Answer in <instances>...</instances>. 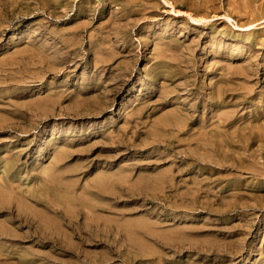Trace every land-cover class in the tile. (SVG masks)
Returning <instances> with one entry per match:
<instances>
[{"label":"rangeland","instance_id":"1","mask_svg":"<svg viewBox=\"0 0 264 264\" xmlns=\"http://www.w3.org/2000/svg\"><path fill=\"white\" fill-rule=\"evenodd\" d=\"M56 1L0 0V264H264V0Z\"/></svg>","mask_w":264,"mask_h":264},{"label":"bare ground","instance_id":"2","mask_svg":"<svg viewBox=\"0 0 264 264\" xmlns=\"http://www.w3.org/2000/svg\"><path fill=\"white\" fill-rule=\"evenodd\" d=\"M59 1H61V0H59ZM59 1H56V2L59 3ZM163 1H164L166 4L169 5V1H168V0H163ZM205 1H206V0H205ZM205 1H204V3H205ZM218 1H220V0H218ZM221 1H222V0H221ZM246 1H247V0H246ZM252 1H254V0H252ZM256 1H257V0H256ZM259 1H260V0H259ZM259 1H257V2H259ZM261 1H262V0H261ZM206 2H208V1H206ZM211 2H212V1H211ZM249 2H250V1H249ZM54 3H55V2H54ZM159 3H160V2H159ZM162 3H163V2H162ZM172 3H173V0H172ZM175 3H176V2H175ZM214 3H215V2H214ZM229 3H230V2H229ZM247 3H248V2H247ZM252 3H253V2H252ZM252 3H251V4H252ZM263 3H264V2H263ZM263 3H262V4H263ZM220 4H221V2L219 3V5H220ZM248 4H249V3H248ZM251 4H250V5H251ZM157 5H158V4H157ZM168 5H167V6H168ZM195 5H196V4H195ZM228 5H229V4H228ZM252 5H254V4H252ZM255 5H256V4H255ZM229 6H230V5H229ZM231 6H232V5H231ZM257 6H258V5H257ZM259 6L261 7V4H260ZM262 6H263V5H262ZM55 7H56V6H55ZM216 7H217V6H216ZM237 7H238V6H237ZM242 7H243V6H242ZM246 7H247V6H246ZM263 7H264V6H263ZM263 7H261V9H262ZM90 8H91V7H90ZM214 8H215V7H214ZM250 8H251V7H250ZM210 9H211V8H210ZM259 9H260V8H258V10H259ZM263 9H264V8H263ZM89 10H90V9H89ZM228 10H229V9H228ZM230 10H231V8H230ZM230 10H229V11H230ZM236 10H237V9H236ZM236 10H235V11H236ZM240 10H241V9H240ZM256 10H257V9H255V11H256ZM90 11H91V10H90ZM135 11H136V10H135ZM233 11H234V10H233ZM243 11H244V10H243ZM243 11H242V12H243ZM245 11H246V10H245ZM130 12H131V11H130ZM227 12H228V11H227ZM238 12H240V11H238ZM242 12H241V13H242ZM246 12H247V11H246ZM248 12H249V10H248ZM258 12L260 13V11H258ZM258 12H257V13H258ZM262 12H264V11H262ZM262 12H261V13H262ZM230 13L232 14L233 12L230 11L229 14H230ZM250 13H252V12L250 11ZM253 13H254V12H253ZM234 14H235V13H234ZM242 14H244V13H242ZM242 14H240V15L242 16ZM262 14H263V13H262ZM262 14H260V15H262ZM248 15H249V14H248ZM258 15H259V14H258ZM244 16H247V15H244ZM249 16H250V15H249ZM230 17L232 18V16H230ZM230 17H229V18H230ZM191 18H192V17H191ZM236 18H237V17H235V19H236ZM238 18H241V17H239V15H238ZM245 18H246V17H245ZM250 18H251V16H250ZM260 18H261V17H260ZM260 18H259V19H260ZM262 18H263V17H262ZM14 20H15V19H14ZM246 20H247V19H246ZM260 20H262V19H260ZM237 21H238V20H237ZM237 21H236V22H237ZM240 21H241V20H240ZM242 21H243V20H242ZM242 21H241V22H242ZM254 21H255V20H254ZM254 21H253V22H254ZM258 21H259V20H258ZM134 22H136V21H134ZM236 22H235V23H236ZM253 22H252V23H253ZM255 22H256V21H255ZM262 22H263V21H262ZM232 23H233V22H232ZM232 23H231V24H232ZM252 23H251V24H252ZM259 23H260V22H259ZM237 24H238V23H237ZM249 24H250V23H249ZM257 25H258V24H257ZM246 26H247V25H246ZM255 26H256V25H255ZM259 26H260V25H259ZM250 27H251V26H250ZM256 27H257V26H256ZM260 27H261V26H260ZM231 29H232V28H231ZM255 29H256V28H255ZM232 30H234V29H232ZM251 30H252V29H251ZM251 30H250V31H251ZM63 32H64V31H63ZM66 32H67V31H66ZM236 32H237V31H236ZM260 32H261V31H260ZM232 33H233V32H232ZM247 33H248V32H247ZM66 34H67V33H66ZM249 34H250V33H249ZM261 34H262V32H261ZM231 35H232V34H231ZM252 35H253V34H252ZM240 36H241V35H240ZM80 37H81V34H80ZM80 37H79V38H80ZM236 37H237V36H236ZM238 37H239V36H238ZM238 37H237V38H238ZM243 37H244V36H243ZM245 37H246V36H245ZM245 37H244V39H245ZM251 37H252V36H251ZM59 38H60V37H59ZM61 38H63V37H61ZM106 38H108V37L106 36L105 39H106ZM248 38H249V37H248ZM260 38H261V37H260ZM262 38H263V37H262ZM65 39H67V38H65ZM80 39H81V38H80ZM249 39H250V38H249ZM61 40H63V39H61ZM97 40H98V39H97ZM97 40H96V41H97ZM106 40H107V39H106ZM235 40H236V39H235ZM250 40H251V39H250ZM242 41H243V40H242ZM262 41H263V39H262ZM62 42H63V41H62ZM66 42H67V41H66ZM98 42H99V41H98ZM237 42H238V41H237ZM249 42H250V41H249ZM252 42H253V41H252ZM259 42H260V41H259ZM70 43H71V42H70ZM82 43H83V42H82ZM181 43H182V42H181ZM244 43H245V42H244ZM254 43H255V42H254ZM98 44H99V43H98ZM169 44H170V43H169ZM172 44H173V43H172ZM174 44H175V43H174ZM177 44H178V43H177ZM240 44H241V43H240ZM247 44H248V43H247ZM170 45H171V44H170ZM175 45H176V44H175ZM254 45H255V44H254ZM256 45H257V44H256ZM172 46H173V45H172ZM181 46H182V45H181ZM241 46H242V45H241ZM241 46H240V47H241ZM263 46H264V45H263ZM66 47H67V46H66ZM235 47H237V45H236ZM240 47H239V48H240ZM100 48H101V47H100ZM109 48H110V47H109ZM109 48L107 47V49H109ZM177 48H178V47H177ZM181 48H182V47H181ZM239 48H238V49H239ZM251 48H252V45H251ZM259 48H260V47H259ZM60 49H61V48H60ZM103 49H104V48H103ZM175 49H176V48H175ZM178 49H180V48H178ZM227 49H228V48H227ZM232 49H233V48H232ZM236 49H237V48H236ZM236 49H235V50H236ZM240 49H241L242 51L244 50V49H242V48H240ZM262 49H264V47H262ZM229 50H231V49H229ZM241 50H240V51H241ZM256 50H257V49H256ZM71 51H72V50H71ZM78 51H79V50H78ZM106 51H107V50H106ZM233 51H234V50H233ZM242 51H241V53H242ZM254 51H255V50H254ZM55 52H56V51H55ZM68 52H69V50H68ZM103 52H104V51H103ZM111 52H112V51H111ZM224 52H225V51H224ZM227 52H228V51H227ZM256 52H257V51H256ZM69 53H70V52H69ZM71 53H72V52H71ZM109 53H110V51H109ZM218 53H219V52H218ZM225 53H226V52H225ZM231 53H232V52H231ZM233 53H234V52H233ZM241 53H240V54H241ZM248 53H249V52H248ZM59 54H60V53H59ZM63 54H64V53H63ZM72 54H74V53H72ZM72 54H71V55H72ZM75 54H76V53H75ZM110 54H111V53H110ZM222 54H224V53H222ZM256 54H257V53H256ZM256 54H255V55L253 54V55L256 57V56H257ZM65 55H66V54H65ZM69 55H70V54H69ZM105 55H107V54H105ZM245 55H247V54H245ZM249 55H250V54H249ZM249 55H248V56H249ZM251 55H252V54H251ZM259 55H260V54H259ZM60 56H61V55H60ZM113 56H114V55H113ZM113 56H111V57H113ZM237 56H238V55H237ZM254 56H253V57H254ZM57 57H58V56H57ZM106 57H107V56H106ZM106 57H105V58H106ZM102 58H103V57H102ZM105 58H103V59H105ZM235 58H236V57H235ZM259 58H260V57H259ZM259 58H258V59H259ZM261 58H262V57H261ZM69 59H70V58H69ZM69 59H68V60H69ZM109 59H110V58H109ZM238 59H239V58H238ZM60 60H61V59H60ZM63 60H65V59H63ZM255 60H256V59H255ZM259 60H260V59H259ZM55 62H56V61H55ZM59 62H60V61H59ZM252 62H253V61H252ZM255 62H258V61H255ZM56 63H57V62H56ZM62 63H63V62H62ZM64 63H65V62H64ZM249 64H251V63H249ZM252 64H253V63H252ZM254 64H255V63H254ZM254 64H253V65H254ZM66 65H67V64H66ZM249 66H250V65H249ZM251 66H252V65H251ZM252 69H253V68H252ZM252 69H251V70H252ZM254 69H255V68H254ZM246 72H247V71H246ZM248 74H249V73H248ZM248 90H249V89H248ZM250 92H251V91H250ZM223 94H224V93H223ZM222 97H223V96H222ZM224 100H225V99H224ZM219 103H220V102H219Z\"/></svg>","mask_w":264,"mask_h":264}]
</instances>
